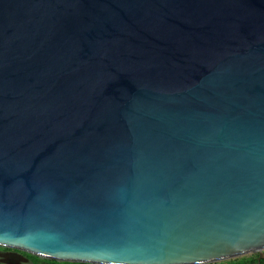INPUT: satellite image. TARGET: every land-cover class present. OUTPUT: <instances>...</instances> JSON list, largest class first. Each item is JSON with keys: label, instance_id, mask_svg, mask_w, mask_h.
Instances as JSON below:
<instances>
[{"label": "water", "instance_id": "95a60500", "mask_svg": "<svg viewBox=\"0 0 264 264\" xmlns=\"http://www.w3.org/2000/svg\"><path fill=\"white\" fill-rule=\"evenodd\" d=\"M0 249L264 260V0H0Z\"/></svg>", "mask_w": 264, "mask_h": 264}, {"label": "trees", "instance_id": "16d2710c", "mask_svg": "<svg viewBox=\"0 0 264 264\" xmlns=\"http://www.w3.org/2000/svg\"><path fill=\"white\" fill-rule=\"evenodd\" d=\"M30 259L34 262H39V259L37 257H33V256H29ZM257 257L258 255L255 254V255H252L250 257H243V258H240V259H237V260H232V261H229V262H225L223 264H258L257 262ZM259 264H264V260H261L259 262Z\"/></svg>", "mask_w": 264, "mask_h": 264}, {"label": "flooded vegetation", "instance_id": "af4514ba", "mask_svg": "<svg viewBox=\"0 0 264 264\" xmlns=\"http://www.w3.org/2000/svg\"><path fill=\"white\" fill-rule=\"evenodd\" d=\"M2 252H7L6 249H0ZM27 260H25L23 263L20 264H37L36 262L32 261L30 259V257H28L27 255H25ZM2 255L0 254V260H2ZM12 261H15L14 258H11ZM46 264H68V263H63V262H55V261H48Z\"/></svg>", "mask_w": 264, "mask_h": 264}, {"label": "rangeland", "instance_id": "374dc122", "mask_svg": "<svg viewBox=\"0 0 264 264\" xmlns=\"http://www.w3.org/2000/svg\"><path fill=\"white\" fill-rule=\"evenodd\" d=\"M252 255H255V253L247 254L245 256H241V257H237V258H234V259H230V260H226V261H221V262H217V263H213V264H223L225 262H229V261H232V260H237V259H240V258H243V257H250Z\"/></svg>", "mask_w": 264, "mask_h": 264}, {"label": "crops", "instance_id": "0c3cea01", "mask_svg": "<svg viewBox=\"0 0 264 264\" xmlns=\"http://www.w3.org/2000/svg\"><path fill=\"white\" fill-rule=\"evenodd\" d=\"M38 259H39V262H36L37 264H46L48 262V260H44V259H40V258H38Z\"/></svg>", "mask_w": 264, "mask_h": 264}]
</instances>
